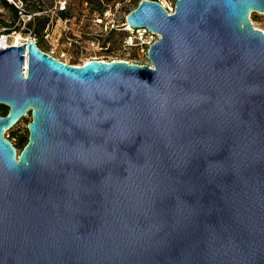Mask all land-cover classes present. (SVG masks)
<instances>
[{
    "label": "water",
    "instance_id": "water-1",
    "mask_svg": "<svg viewBox=\"0 0 264 264\" xmlns=\"http://www.w3.org/2000/svg\"><path fill=\"white\" fill-rule=\"evenodd\" d=\"M174 7L151 67L0 49V264H264V0Z\"/></svg>",
    "mask_w": 264,
    "mask_h": 264
},
{
    "label": "rangeland",
    "instance_id": "rangeland-1",
    "mask_svg": "<svg viewBox=\"0 0 264 264\" xmlns=\"http://www.w3.org/2000/svg\"><path fill=\"white\" fill-rule=\"evenodd\" d=\"M141 1L144 0H23V4L27 13L38 14L30 24L31 38L36 40L40 51L52 54L59 62L81 66L92 60L105 63L123 61L141 66L148 63L146 55L136 49H124L126 33L122 29L125 18ZM164 2L175 4L176 0ZM58 3H65L64 11L58 10ZM249 19L253 28L264 31V14L254 12ZM19 23L14 9L0 0V35H9V43L16 34L28 36L21 31ZM12 133L26 140V125L20 123L4 134L19 153L22 145Z\"/></svg>",
    "mask_w": 264,
    "mask_h": 264
},
{
    "label": "built area",
    "instance_id": "built-area-1",
    "mask_svg": "<svg viewBox=\"0 0 264 264\" xmlns=\"http://www.w3.org/2000/svg\"><path fill=\"white\" fill-rule=\"evenodd\" d=\"M3 1L9 7L14 9V11L18 14V20L20 21L19 25L21 26L20 27L21 31L27 33L28 34L27 37L36 44V40L34 38H31L32 32L30 29V24L35 20L38 14L27 13L25 10V5L23 4V0H3ZM147 1L158 3L165 10L167 15H172L174 13L175 4L166 3L164 2V0L163 1L162 0H147ZM58 5H59L58 10L60 12L65 10V3H58ZM122 29L126 33V36L123 40L124 49L125 50L136 49L141 55H146V59H147V52H148L149 47L154 45L158 41L159 37L155 34L150 33L149 31L143 28L132 29L126 23L122 25ZM9 37H10L9 35H4V34L0 35V39L7 42L8 47L10 46L8 42ZM48 37L49 35H47L46 38ZM102 50L106 51L107 48H103ZM47 55L53 58L52 54H47ZM92 61H99V60H92ZM100 62H103V61H100ZM146 65L151 67L149 63H147Z\"/></svg>",
    "mask_w": 264,
    "mask_h": 264
},
{
    "label": "bare ground",
    "instance_id": "bare-ground-1",
    "mask_svg": "<svg viewBox=\"0 0 264 264\" xmlns=\"http://www.w3.org/2000/svg\"><path fill=\"white\" fill-rule=\"evenodd\" d=\"M29 40L30 39L28 37H23L20 34H16L12 36L11 42L9 44L10 46L15 47L21 45L22 43H27ZM7 47H8V43L0 39V49H5Z\"/></svg>",
    "mask_w": 264,
    "mask_h": 264
},
{
    "label": "trees",
    "instance_id": "trees-1",
    "mask_svg": "<svg viewBox=\"0 0 264 264\" xmlns=\"http://www.w3.org/2000/svg\"><path fill=\"white\" fill-rule=\"evenodd\" d=\"M7 108L3 107V106H0V117H5L7 115ZM30 122V119L29 117H26V118H23L20 123H24L26 126L28 125V123ZM19 123V124H20ZM27 132V130H26ZM12 136L14 139H17V141L20 143L19 145L21 146L22 145V149L23 147L27 144V139L26 140H21L18 135L12 133ZM21 140V141H20ZM13 145V144H12ZM13 147L17 150L16 146L13 145Z\"/></svg>",
    "mask_w": 264,
    "mask_h": 264
}]
</instances>
